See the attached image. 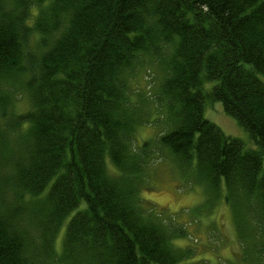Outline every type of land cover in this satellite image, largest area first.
<instances>
[{"label":"trees","instance_id":"16d2710c","mask_svg":"<svg viewBox=\"0 0 264 264\" xmlns=\"http://www.w3.org/2000/svg\"><path fill=\"white\" fill-rule=\"evenodd\" d=\"M261 76L264 0H0V264H185L172 243L185 230L141 198L155 145L225 188L243 251L264 264ZM208 98L259 150L205 119ZM151 105L168 128L138 147Z\"/></svg>","mask_w":264,"mask_h":264},{"label":"rangeland","instance_id":"374dc122","mask_svg":"<svg viewBox=\"0 0 264 264\" xmlns=\"http://www.w3.org/2000/svg\"><path fill=\"white\" fill-rule=\"evenodd\" d=\"M261 78L264 81V77ZM153 80L154 77L147 75L146 70H143L136 84L139 89L150 92ZM205 83V91H210L215 85V82ZM153 88L152 93L157 87L153 85ZM18 95L14 98L12 111L17 114L25 113L30 108L28 97ZM149 110L150 120L154 123L139 128L138 147L145 142L153 144L168 128L164 124L156 123L162 118V114L158 113L153 105ZM204 116L226 136L240 140L246 151L259 150L249 132L235 118L225 113L222 103L208 98ZM157 147L158 145H155L153 148L155 154L148 168L150 182L148 188L146 186L142 189L141 198L148 202L147 207L153 209L154 213L162 214L163 219L166 220L174 219L185 230L187 235L185 238H177L172 242L177 249L192 253L183 262L185 264H255L257 258L253 246L249 245L248 253L243 251L244 245L238 237L234 214L229 204L225 202V188L218 193L210 192L205 184L196 180L195 168L191 166L185 170L181 169L171 154L164 151L162 155L156 150ZM108 168L112 175L119 173L118 168L111 161L108 162ZM73 216L74 214L70 215L64 222L55 240V253L59 257L64 252L67 224Z\"/></svg>","mask_w":264,"mask_h":264}]
</instances>
